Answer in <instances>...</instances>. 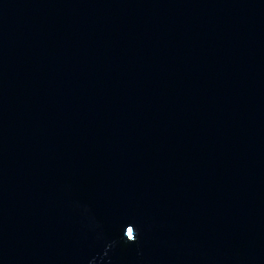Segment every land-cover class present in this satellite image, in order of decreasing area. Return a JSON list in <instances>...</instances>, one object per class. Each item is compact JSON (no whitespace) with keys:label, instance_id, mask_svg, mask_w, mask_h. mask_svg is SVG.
<instances>
[{"label":"water","instance_id":"1","mask_svg":"<svg viewBox=\"0 0 264 264\" xmlns=\"http://www.w3.org/2000/svg\"><path fill=\"white\" fill-rule=\"evenodd\" d=\"M0 264H264V0H0Z\"/></svg>","mask_w":264,"mask_h":264},{"label":"snow or ice","instance_id":"2","mask_svg":"<svg viewBox=\"0 0 264 264\" xmlns=\"http://www.w3.org/2000/svg\"><path fill=\"white\" fill-rule=\"evenodd\" d=\"M129 235H131V231L129 232Z\"/></svg>","mask_w":264,"mask_h":264}]
</instances>
